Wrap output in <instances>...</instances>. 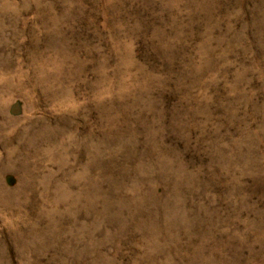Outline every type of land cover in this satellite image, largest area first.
Segmentation results:
<instances>
[{"label": "rangeland", "instance_id": "374dc122", "mask_svg": "<svg viewBox=\"0 0 264 264\" xmlns=\"http://www.w3.org/2000/svg\"><path fill=\"white\" fill-rule=\"evenodd\" d=\"M0 264H264V0H0Z\"/></svg>", "mask_w": 264, "mask_h": 264}]
</instances>
